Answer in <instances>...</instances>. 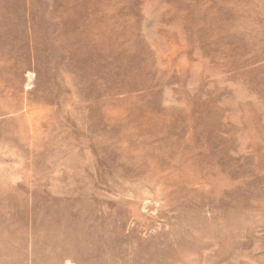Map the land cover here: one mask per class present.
<instances>
[{"label": "rangeland", "instance_id": "obj_1", "mask_svg": "<svg viewBox=\"0 0 264 264\" xmlns=\"http://www.w3.org/2000/svg\"><path fill=\"white\" fill-rule=\"evenodd\" d=\"M0 264H264V0H0Z\"/></svg>", "mask_w": 264, "mask_h": 264}]
</instances>
